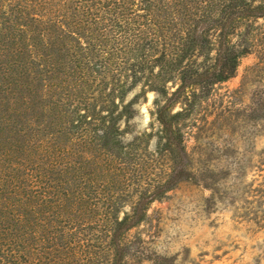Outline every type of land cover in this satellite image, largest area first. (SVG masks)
<instances>
[{"label":"trees","instance_id":"obj_1","mask_svg":"<svg viewBox=\"0 0 264 264\" xmlns=\"http://www.w3.org/2000/svg\"><path fill=\"white\" fill-rule=\"evenodd\" d=\"M260 19L264 0H0V264H125L196 181L185 120L263 55ZM147 92L159 129L126 139Z\"/></svg>","mask_w":264,"mask_h":264},{"label":"rangeland","instance_id":"obj_2","mask_svg":"<svg viewBox=\"0 0 264 264\" xmlns=\"http://www.w3.org/2000/svg\"><path fill=\"white\" fill-rule=\"evenodd\" d=\"M155 97H140L126 139L157 133ZM183 129L196 181L151 204L145 221L127 233L125 264H264V52L242 56L235 74L197 102ZM156 142L152 137L149 148Z\"/></svg>","mask_w":264,"mask_h":264}]
</instances>
